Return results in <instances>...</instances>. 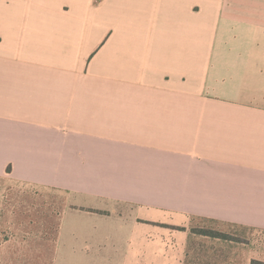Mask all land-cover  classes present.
<instances>
[{
	"label": "crops",
	"instance_id": "1",
	"mask_svg": "<svg viewBox=\"0 0 264 264\" xmlns=\"http://www.w3.org/2000/svg\"><path fill=\"white\" fill-rule=\"evenodd\" d=\"M0 181L78 264L264 261V0H0Z\"/></svg>",
	"mask_w": 264,
	"mask_h": 264
},
{
	"label": "rangeland",
	"instance_id": "2",
	"mask_svg": "<svg viewBox=\"0 0 264 264\" xmlns=\"http://www.w3.org/2000/svg\"><path fill=\"white\" fill-rule=\"evenodd\" d=\"M67 202L62 192L0 181V264H78L74 259L76 252L80 256L81 246L74 241L67 252V234L72 230L64 223L61 230ZM68 216L69 224L72 217Z\"/></svg>",
	"mask_w": 264,
	"mask_h": 264
},
{
	"label": "trees",
	"instance_id": "3",
	"mask_svg": "<svg viewBox=\"0 0 264 264\" xmlns=\"http://www.w3.org/2000/svg\"><path fill=\"white\" fill-rule=\"evenodd\" d=\"M198 233L206 236H211L215 238H221V239H234L232 236L211 230V229H203V230H196ZM251 264H264V261L260 260H253Z\"/></svg>",
	"mask_w": 264,
	"mask_h": 264
}]
</instances>
